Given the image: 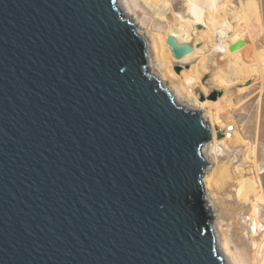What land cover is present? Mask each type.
I'll use <instances>...</instances> for the list:
<instances>
[{"label": "water", "instance_id": "obj_1", "mask_svg": "<svg viewBox=\"0 0 264 264\" xmlns=\"http://www.w3.org/2000/svg\"><path fill=\"white\" fill-rule=\"evenodd\" d=\"M143 41L115 0H0V264H223L210 125Z\"/></svg>", "mask_w": 264, "mask_h": 264}, {"label": "rangeland", "instance_id": "obj_2", "mask_svg": "<svg viewBox=\"0 0 264 264\" xmlns=\"http://www.w3.org/2000/svg\"><path fill=\"white\" fill-rule=\"evenodd\" d=\"M124 2L131 7L132 14L129 17L136 16L139 19L136 29H140L149 42L147 51L151 55L150 68H155L157 77L161 74L166 77L164 86L175 90L180 99L190 106H195L196 100L206 101L208 107H202L199 112L208 115V123L209 117L214 120L217 118L224 128L226 123H234L235 134H231V142L208 146V160L205 159L207 163L203 175L209 173L215 186L208 195L210 201L203 198L206 205L210 204L208 211H212L211 229L218 220H223L224 226L232 234L233 259L238 264H250L248 251L237 240L239 234H250V208L248 204L240 206L234 201L236 193L232 182L261 178L264 183V0H216L219 15L231 25L226 32L227 40L230 44L244 40L243 48L235 53L229 49L230 45L226 51L216 50L205 35L197 34L200 51L197 50V54L182 63L176 62V58L168 52L166 39L163 47L161 43H156L158 35L165 36L176 25L169 9L162 2L155 1L157 3L153 4V0ZM220 6L224 7L223 13ZM152 43L166 48L161 49L166 52L160 51L161 55L158 52L160 47L155 50ZM188 72L199 76L194 87L181 86L179 83L183 74ZM259 211L258 218L264 223L263 203ZM224 226L223 230L226 229Z\"/></svg>", "mask_w": 264, "mask_h": 264}, {"label": "bare ground", "instance_id": "obj_3", "mask_svg": "<svg viewBox=\"0 0 264 264\" xmlns=\"http://www.w3.org/2000/svg\"><path fill=\"white\" fill-rule=\"evenodd\" d=\"M150 1L152 2V0ZM155 1L160 2V3L162 2V4L165 5L169 9L171 14L173 15V18L176 21L174 30L172 29L165 36L164 35L161 36V34L158 35L156 43L158 44L161 43V46L163 47L167 35L170 34V35H173L177 39L178 42H190L192 44V51L184 55L183 57L176 59L175 60L176 62H181V63L186 62L192 55L197 54V50H199V46H198L199 42H197V39H196L197 34L205 35L207 37V40L209 39L210 44L216 50L226 51V49L230 45L229 40H227L226 32L231 28V25L226 20V18H224L223 16L221 18V16L219 15L220 14L218 13L219 9L216 8V5H215L216 0H153V4L157 3ZM115 3L122 16L133 21L135 25L136 24L138 25L139 19L136 16H134L133 18L129 17L130 14H132V12H130L131 7L126 5L124 0L123 1L115 0ZM224 4L225 3H223L222 5ZM220 7L222 9L221 13H223L224 7L222 6ZM197 25H200L199 30L197 28ZM137 32L143 38L142 39L139 36L142 40L144 39L146 40L147 44L145 43V40H144L143 41L144 45L145 44L149 45V42L143 35L142 31L137 28ZM158 44L155 45L152 43V45L155 47V50H157L159 46ZM161 46H159L160 47V50L158 51L159 53L162 49ZM167 48H168V52L171 53V48L168 46ZM242 48L243 46L237 50L232 51V53L238 52ZM163 49H166V48H163ZM164 52H166V50ZM164 52L161 51V53H164ZM168 52L167 54H169ZM263 62H264V59H263ZM198 78H199L198 75L188 72L186 75L183 74V78L181 82L179 83H181V86L194 87V84L198 81L197 80ZM158 80L159 82L162 81L163 85H166V77L163 74H161L160 77L158 76ZM168 90L171 92L174 98H177L176 100L177 103L182 102L185 106L191 107L192 109H196V111L201 110L202 107H205V106L208 107L206 101L198 102L196 98H194L196 100V103H195L196 105L190 106L189 103H184L180 99L178 94L174 92L175 90H172V88ZM201 115H202V118H206V116H208L205 113L203 114L201 113ZM209 119H210L209 125L211 129V140L206 142L202 147V152L206 156L204 157L205 159H207V149L210 144L216 146L218 143L225 144L227 141L231 142L232 137L230 136L232 133L235 134L234 133L235 132L234 123L228 122L226 123L225 128H224V126H222V124H220L217 121V118H215L216 120H214V118L212 119L211 117H209ZM206 120L208 121L207 118L205 119V121ZM217 132L223 133L225 135V138H222V137L217 138L216 137ZM201 182L203 184L202 186L203 190L205 191V195H203V197L205 198V200L209 202L210 200H208V195L211 194L215 186L213 177L209 173L205 172V174L203 175L201 179ZM232 186L236 193V195L234 194V198H233L235 199L234 201H236V203H238L240 206L241 205L244 206L245 204H248L250 208L249 210L250 212L248 214L250 234H248L247 236H242L241 234H239L237 237V240L248 251L249 253L248 260H250L249 261L250 264H264V223H262V221H260L258 218V214L260 212L259 206L262 203L264 204V183L261 180V178H257V179L251 178V179H246V180L242 179L234 183L232 182ZM207 205L210 206V204H207ZM224 224L225 223H223V220L221 219L218 220L217 224H213L212 231H213V237L215 240V246L217 245L216 251L222 256L223 264H238L237 261H235L232 256L231 245H232L233 240H232L231 231L228 232V227L224 226ZM223 226L226 228L225 230L222 229Z\"/></svg>", "mask_w": 264, "mask_h": 264}, {"label": "trees", "instance_id": "obj_4", "mask_svg": "<svg viewBox=\"0 0 264 264\" xmlns=\"http://www.w3.org/2000/svg\"><path fill=\"white\" fill-rule=\"evenodd\" d=\"M197 201L199 203V207H200L201 212L205 214L206 218H208V211H207V208L205 206L203 193L200 194V196L197 198Z\"/></svg>", "mask_w": 264, "mask_h": 264}]
</instances>
